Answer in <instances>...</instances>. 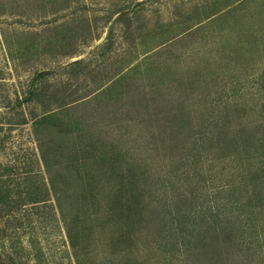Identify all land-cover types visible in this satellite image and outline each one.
<instances>
[{"label": "rangeland", "instance_id": "obj_1", "mask_svg": "<svg viewBox=\"0 0 264 264\" xmlns=\"http://www.w3.org/2000/svg\"><path fill=\"white\" fill-rule=\"evenodd\" d=\"M0 172V264H258L264 0H0Z\"/></svg>", "mask_w": 264, "mask_h": 264}, {"label": "trees", "instance_id": "obj_2", "mask_svg": "<svg viewBox=\"0 0 264 264\" xmlns=\"http://www.w3.org/2000/svg\"><path fill=\"white\" fill-rule=\"evenodd\" d=\"M46 117V115H42L41 119H44ZM36 150L38 151L37 156L39 161L41 162V164L43 165L44 168L48 167V158L44 153L43 147L41 146V143H38L36 145ZM5 169L2 170V172ZM1 172H0V209L3 205V201L5 200V198H7L8 196H10V198H13V200L15 202H34L37 201L39 199H36L37 196L36 195H31L30 192H27L25 194L22 193V190L17 187V185H14V187L16 188V192L13 193L12 191V187H9L4 184L3 179H1ZM24 192V191H23ZM23 194V195H22ZM14 196V197H13ZM254 212V211H253ZM261 216H254V220L253 221H248L247 224L241 225L240 229L241 232H249L251 233V235L249 236V238L251 239V241L254 244L255 249H257V247L261 248L264 247V221H262L260 218ZM258 232V233H257ZM66 237H67V243L70 246H73L76 244V238L77 235L76 233L71 232L70 230H67L66 233ZM259 250V249H257ZM264 253H261V256H263ZM264 258V257H261ZM258 264H264V259H260Z\"/></svg>", "mask_w": 264, "mask_h": 264}]
</instances>
